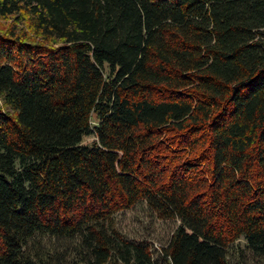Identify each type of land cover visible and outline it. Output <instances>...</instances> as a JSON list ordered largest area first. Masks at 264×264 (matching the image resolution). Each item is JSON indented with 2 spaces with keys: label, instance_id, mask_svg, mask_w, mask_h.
I'll return each instance as SVG.
<instances>
[{
  "label": "trees",
  "instance_id": "16d2710c",
  "mask_svg": "<svg viewBox=\"0 0 264 264\" xmlns=\"http://www.w3.org/2000/svg\"><path fill=\"white\" fill-rule=\"evenodd\" d=\"M139 202L168 264L264 262V0H0V264H155Z\"/></svg>",
  "mask_w": 264,
  "mask_h": 264
},
{
  "label": "rangeland",
  "instance_id": "374dc122",
  "mask_svg": "<svg viewBox=\"0 0 264 264\" xmlns=\"http://www.w3.org/2000/svg\"><path fill=\"white\" fill-rule=\"evenodd\" d=\"M91 142L92 138L83 141L85 144ZM113 222L122 241L145 246L155 264H168L164 259L163 250L167 247L172 233L179 226L178 220H160L145 202H139L128 210L116 213ZM235 245H239L242 251V264H257L248 256L242 240L236 241Z\"/></svg>",
  "mask_w": 264,
  "mask_h": 264
}]
</instances>
